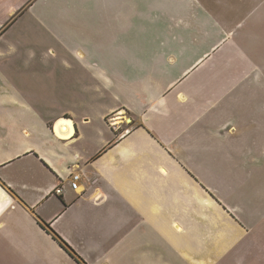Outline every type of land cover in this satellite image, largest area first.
<instances>
[{"label": "crops", "instance_id": "obj_1", "mask_svg": "<svg viewBox=\"0 0 264 264\" xmlns=\"http://www.w3.org/2000/svg\"><path fill=\"white\" fill-rule=\"evenodd\" d=\"M17 10L80 11V50L58 73L50 50L22 57L0 37V264H74L58 241L80 256L82 227L120 231L126 264L147 240L219 264L245 239L236 264H262L264 218L250 233L238 220L240 199L264 197L248 186L264 176L262 1L0 0Z\"/></svg>", "mask_w": 264, "mask_h": 264}, {"label": "rangeland", "instance_id": "obj_2", "mask_svg": "<svg viewBox=\"0 0 264 264\" xmlns=\"http://www.w3.org/2000/svg\"><path fill=\"white\" fill-rule=\"evenodd\" d=\"M260 1L264 4V0ZM248 4L252 6L249 1ZM99 11H107V7H103ZM262 14H264V10L262 11ZM46 17H53V19H57L60 16L49 13ZM0 21V28L2 30L5 29V33L3 32L2 36L4 37L3 40L16 36V38L22 41L19 48V55L22 57L31 53L39 59L46 55L47 50H50L49 52L54 56L52 59V70L54 72L65 73L66 68H73V70L76 69V64L72 59L76 51L80 50V11L67 18V22L45 21L43 18H38L34 15V12L31 11H0ZM87 24L91 26L92 22H86V25ZM91 33L92 31L89 30L86 31V33H83V39L92 40L93 38ZM261 37V41H258V43L262 46V48H258V51H264V33L261 34ZM56 56L58 57L55 58ZM61 58L66 59L70 64L66 66ZM260 66V69L264 68V64H261ZM75 73H79V70H76ZM262 168L264 174V163H262ZM255 184L256 186H254ZM250 185H253L255 190L259 192L261 187H264V176L260 175L253 177L252 183H248V186ZM252 190L246 192H243L242 190L241 196H250ZM235 198H237V196ZM238 204L240 206L242 205L244 212L243 215L239 217L240 219L236 217V212L239 209L237 211H230L231 213L229 215L232 218L236 217L242 222V224L244 223V231H246V233H250L253 230L252 225L255 223V220L264 218V197L262 200H259V203L255 206H252L251 200L249 201L248 199H240ZM82 230V233L80 232V240H82L80 241V256L75 253L77 255L76 258L80 261V264H82L85 260H87L90 264H102L104 262H109L111 264H126L123 256L124 248H118L117 253L111 251L115 245L114 243H116L121 236L120 231H114L111 229V234L106 235L118 236V238L106 240L97 237L98 235L103 234L101 229H98L97 233H94L92 236H85L84 227H82ZM248 237L254 238V235L249 234ZM188 243L189 242L186 243V241H180L177 244L176 249H174V253L169 254L165 251V249L162 250L159 246H155L147 240L144 245L139 247V250L132 254V257L129 258L128 261L134 262V264H206V261L210 258L211 253L206 252L196 254L193 252V246L188 245ZM252 244L253 241L249 239L243 240L236 249L235 253L229 254L228 258L219 264H236L237 255L244 254L245 251L249 249L253 250L254 247ZM154 253L156 255H154ZM66 255L70 261L76 264L67 253ZM169 255H171V257ZM263 257L264 256L260 257V259ZM261 263L264 264V262ZM244 264L259 263L255 261L251 262V258H246Z\"/></svg>", "mask_w": 264, "mask_h": 264}, {"label": "built area", "instance_id": "obj_3", "mask_svg": "<svg viewBox=\"0 0 264 264\" xmlns=\"http://www.w3.org/2000/svg\"><path fill=\"white\" fill-rule=\"evenodd\" d=\"M116 116L112 115L111 117H109L107 119L108 121V124L113 127V124L114 122L116 121ZM70 188L73 190V191H78V184H79V181H80V176L78 174H71L70 175ZM63 193V189L62 187H56L54 190H53V194L54 195H61Z\"/></svg>", "mask_w": 264, "mask_h": 264}, {"label": "trees", "instance_id": "obj_4", "mask_svg": "<svg viewBox=\"0 0 264 264\" xmlns=\"http://www.w3.org/2000/svg\"><path fill=\"white\" fill-rule=\"evenodd\" d=\"M4 30L5 29H1L0 28V36L3 34V32H4ZM58 244H59V246L63 249V250H65V252L72 258V259H74V261L76 262V263H78V264H80V261L76 258L77 256L75 255V254H73V253H71L69 250H70V248L68 249V247L62 242V241H58Z\"/></svg>", "mask_w": 264, "mask_h": 264}, {"label": "bare ground", "instance_id": "obj_5", "mask_svg": "<svg viewBox=\"0 0 264 264\" xmlns=\"http://www.w3.org/2000/svg\"><path fill=\"white\" fill-rule=\"evenodd\" d=\"M60 131H61V132H64V131H62V129H60Z\"/></svg>", "mask_w": 264, "mask_h": 264}]
</instances>
